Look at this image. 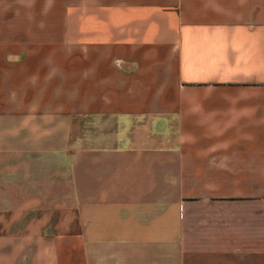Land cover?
Masks as SVG:
<instances>
[{"label": "crops", "instance_id": "0c3cea01", "mask_svg": "<svg viewBox=\"0 0 264 264\" xmlns=\"http://www.w3.org/2000/svg\"><path fill=\"white\" fill-rule=\"evenodd\" d=\"M0 264H264V0H0Z\"/></svg>", "mask_w": 264, "mask_h": 264}]
</instances>
